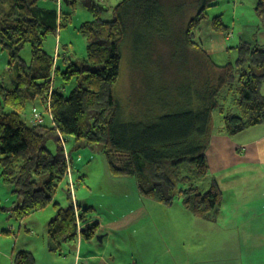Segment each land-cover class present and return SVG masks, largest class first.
I'll return each instance as SVG.
<instances>
[{"label": "trees", "instance_id": "trees-1", "mask_svg": "<svg viewBox=\"0 0 264 264\" xmlns=\"http://www.w3.org/2000/svg\"><path fill=\"white\" fill-rule=\"evenodd\" d=\"M81 1L93 16L92 21L79 27L86 39L85 58L56 74L54 57L38 43L43 35L64 26L67 14L58 10L56 0H0V46L13 57V76L8 82L0 81V176L16 195V202L5 209L9 218L20 220L51 205L55 215L46 224L50 251L59 253L61 245L75 240L78 231L84 240H92L98 222L87 221L94 207L76 199L75 189L84 184V175L75 178L72 171V154L80 158L78 151L88 147L104 155L111 175L132 177L141 197L165 206L180 199L195 217L215 221L222 193L215 180L211 179L206 189L202 181L208 173L206 151L213 134L209 130L212 113L221 114L220 130L226 135L263 123L260 85L264 80V46L241 42L237 48L231 47L238 52L233 62L222 66L211 62L194 42V35L215 0H192L188 18L182 11L184 0L175 6L166 0H120L111 21L100 19L104 4ZM253 9L259 21L257 29H261L264 0H254ZM184 17L183 32L178 33L182 41L177 46L191 50L195 56L185 52L184 57H178L182 67L177 70L186 71L185 75L205 71L212 87L198 101H193L191 89L185 88L181 92L183 104L176 105L174 113L164 110L160 100V112L148 115L145 100L138 101L133 111L129 109L131 118L123 119L114 96L122 63L121 44L129 32L139 30L149 38L158 30L170 29L174 19L178 28L176 21ZM210 28L232 36L220 15L210 18ZM138 39L143 40L142 36ZM26 43L30 44L28 63L19 55ZM56 75L60 78L58 87L53 84ZM233 83L238 92L227 105V99L219 95L222 91L230 93ZM68 85L70 89L64 90ZM36 99L45 103V117L32 110L29 122L22 120L20 113L26 103ZM35 114L42 119L39 124L32 123ZM66 137L73 141L70 151ZM60 187L67 200L64 206L54 200ZM78 222L83 223L81 229ZM12 264L35 261L30 252L18 250Z\"/></svg>", "mask_w": 264, "mask_h": 264}, {"label": "crops", "instance_id": "crops-1", "mask_svg": "<svg viewBox=\"0 0 264 264\" xmlns=\"http://www.w3.org/2000/svg\"><path fill=\"white\" fill-rule=\"evenodd\" d=\"M62 1L71 4L75 0H56L58 10ZM207 31V50L224 53L231 36H222L209 25ZM251 40L264 46V27L255 31ZM260 93L264 95V80ZM206 157L207 183L213 179L221 188L215 171L222 170L235 186L232 206L239 222L235 236L221 232L212 237V229H217L211 224L214 221H201L185 209L184 214L175 216L171 214L172 206L141 197L132 177L119 176L110 179L121 181L123 187L114 201H105L103 195H98L103 197V204L93 198H80L94 207L87 221L98 222L92 240H84L78 231L75 240L63 243L60 252L55 253L48 248L49 236L42 235L37 242L35 216L16 220V232L8 218L5 223L0 221V264H12L18 250L30 252L35 264H264V121L235 135L214 132ZM88 189L93 191L91 185ZM113 194L116 192L109 190L107 196ZM249 212L254 217L240 216ZM77 224L81 229L83 223ZM22 227L27 236L21 242ZM45 229L47 233V226Z\"/></svg>", "mask_w": 264, "mask_h": 264}, {"label": "rangeland", "instance_id": "rangeland-1", "mask_svg": "<svg viewBox=\"0 0 264 264\" xmlns=\"http://www.w3.org/2000/svg\"><path fill=\"white\" fill-rule=\"evenodd\" d=\"M103 1L105 2V9L104 11L100 12V19L111 21L114 17L113 8L120 0H98L99 3H103ZM166 1V3H169L171 6H175L180 2L179 0H175V3L171 4V0ZM184 1L185 7L182 8V11H184L185 16L188 18L190 15H192L191 7L194 3L192 0ZM91 2L97 3L95 0H91ZM253 4L254 0H215L213 1L212 6L206 9L207 17L200 22L199 28L195 30L194 42L200 46L201 50H203L205 54L208 55L209 60L214 62L215 65L222 66L226 63L233 62L238 56L236 48L239 43L247 42L250 45H253L251 44L253 43L251 37L253 34H255V31L257 32V25L259 24V21L254 13ZM47 5L51 6L49 1ZM60 8L62 14H67L68 21L64 26L58 27L56 31H50L43 35L38 43L44 52L54 57L55 68L58 69V73L56 74H59V72L65 70L69 65H78L85 58L86 39L79 32V27L83 22H89L93 20L92 14L83 6L81 0H75L74 3L71 4L62 1ZM215 15H220L222 23L230 27V31L232 32V36L230 34L231 37L229 40L230 46H228L227 49H225L226 47L224 48L226 50L224 53H222L223 51L214 52L215 50L213 51L211 48L210 49L212 52L207 50V46L210 47L208 44L210 40L208 37L207 28L208 25L210 26V18ZM186 20L187 19H185V17L177 20L176 22L179 24L177 28L175 26L174 19V21L171 23V25H173L170 27V29L168 27V29L163 28L158 30L154 32L153 36L151 34L149 38H147L144 32L134 30L129 32V40L126 38L124 39L123 43L121 44L122 63L119 69L118 80L114 88L115 99L120 108H122V116L120 115V111L119 115L123 119L131 118L129 116V109L131 108L133 111V109L139 105L138 101L145 100L143 102H146L145 111L148 115H150L152 111L160 112V100L163 101L164 110L174 113L176 105L182 106L183 104V96H181V92L185 88H190L192 100L198 101L202 98V96H204L207 88L212 87L208 86L210 79L205 71L202 73L198 72V74L196 71H193V73L189 71L188 74L185 75L184 73H186V71L183 70L182 73L177 70L179 65L182 67V64L177 62L178 57H184L185 52H187L192 57L195 56L194 52L191 50L187 48L183 49L179 45L177 46V44L182 41L180 37L181 35H178V33L183 32ZM165 24L168 23L166 22ZM220 33L222 36H224L222 32ZM140 36H142L143 40L138 39ZM256 39L258 41V38ZM141 49L143 50L141 51ZM19 55L26 63L29 62V43H26L23 46L19 52ZM188 61H192L191 58H189ZM205 61L206 60H204L203 63L205 66H207ZM12 64V54L7 50L1 49L0 46V81L8 82L9 78L13 76L10 70ZM246 65L247 63L245 66ZM188 66L190 67L191 64ZM59 79V75H56L53 83L55 87L60 85ZM185 79H187L186 82ZM212 83H214V80H212ZM231 88L232 89L230 93L228 91V93L222 91L219 95L221 98L224 99L225 97L227 99V105L231 102L230 99H233L236 92H238L236 83H233ZM69 89L70 86L68 85L64 90ZM153 103H155L157 108L151 106ZM45 107V103L39 99L29 101L26 103L25 108L20 113L21 119L29 122L28 115L32 110L45 117ZM151 117H153V115H151L148 119ZM37 122L39 121H32L33 124H36ZM221 127V114L215 111L212 113V120L209 124V130L211 133L216 131L221 132ZM65 142V145L68 148L67 150L70 151L73 143L72 139H70V137H66ZM49 146L53 147V144L49 143ZM78 152L81 155L80 158H77V153L72 154V171L75 178H77L79 175H84V184L76 186V199L79 201V198L87 197L89 200L90 198H93L94 201H97L99 204H103L101 202L103 197L98 196L103 195L106 196L105 201H114L117 194H119L118 192L122 190L123 187L121 181H110L111 178H119V176H113L109 173L104 155L102 153L92 152V150L88 147L81 148ZM215 172L219 179V183H221L220 189L222 191L223 203L222 206H220V212L217 215L216 221L211 223L213 225L216 224L214 226L217 227V229H212V237H215V233L220 235L221 232L226 233V235L231 233L233 236H235L238 232L239 223L234 213V207L232 206L235 186L234 184L229 183L226 171L217 170ZM202 181H204L203 189H206L208 179H204ZM88 185L92 186V192H90L88 189ZM199 186L201 187V185ZM61 187L57 190L54 200L59 201L60 204L64 206L66 205L67 200ZM109 190L115 191L116 194L107 196ZM79 193L82 194L80 197L78 196ZM14 202H16V195L11 192V187L2 181L0 176V217L2 216L3 218H0V221L4 220L5 223L8 220L9 213L8 211H3V208H10ZM169 206H172L173 209L171 210V214H174L175 216L184 214L182 213L184 209L188 211L183 207L180 199H175L174 202ZM54 214L55 210L51 205H49V207H46L43 210L30 215L35 216V220L37 221L35 226L38 233L37 242H39L38 240L41 239L42 235H45L46 237L48 236L46 233L45 224L49 221V217H53ZM248 215L254 217V214L251 212H249V214L246 213L240 216L242 218H247ZM192 216L195 217L194 215ZM195 218L201 219V221H206V219L198 217ZM10 221H12L13 225H16H14V232H16L18 221L14 220L12 217H10ZM6 226L5 228H2L3 231L6 230ZM26 236L27 232L24 231V227H22L19 236L20 241L22 242L21 239ZM68 244L72 243L70 242Z\"/></svg>", "mask_w": 264, "mask_h": 264}, {"label": "built area", "instance_id": "built-area-1", "mask_svg": "<svg viewBox=\"0 0 264 264\" xmlns=\"http://www.w3.org/2000/svg\"><path fill=\"white\" fill-rule=\"evenodd\" d=\"M33 120H38L39 121L36 124H38V123H40L42 121L41 117L37 116L36 114L34 115Z\"/></svg>", "mask_w": 264, "mask_h": 264}]
</instances>
